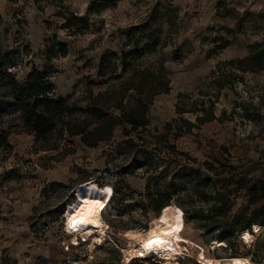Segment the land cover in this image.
I'll list each match as a JSON object with an SVG mask.
<instances>
[{
    "label": "rangeland",
    "instance_id": "374dc122",
    "mask_svg": "<svg viewBox=\"0 0 264 264\" xmlns=\"http://www.w3.org/2000/svg\"><path fill=\"white\" fill-rule=\"evenodd\" d=\"M91 1L65 0L66 8H62L49 0H0L2 43L5 50L14 52L12 69L19 81L26 79L34 65L46 61V42L57 37L69 46L70 53L53 59L51 80L58 95L78 100L90 78L98 80L103 55L116 52L112 61L117 62L122 52L151 42L155 51L146 52L134 67L164 70L171 79V90L157 96L150 107L152 133L143 134L149 145L142 147L141 158L120 145L126 139L120 125L111 141L89 147L76 137L71 143L75 153L50 160L51 152L36 153L35 137L15 110L7 104L0 108V124L9 131L10 142L8 147L0 146V264H122L127 249L136 245L159 217L145 198L151 173L143 175L150 162H163L164 155L157 153L153 136L164 133L167 123L182 116L195 121L192 113L178 114L179 94L200 98L199 91L208 88L211 72L220 62L245 57L251 45L264 41V0H117L98 11L90 9ZM71 16L84 18L88 27L81 32L64 29ZM245 77L246 83L222 92L215 106L217 115L225 111L231 115L236 103L259 104L264 98V71ZM107 87L101 84L93 89L98 93ZM181 102L187 109L193 106L188 99ZM261 108L264 114V103ZM244 114L239 108L232 119L211 121L193 133L182 134L177 141L171 135L170 141L200 161L218 156L230 158L232 164L242 166L241 171L244 166L251 169L264 157V130ZM144 158L146 161H141ZM250 174L264 177V167ZM88 179L113 191L103 212L109 237L101 244L92 239L75 243L76 235L64 226L66 207ZM57 182L65 185L63 190L53 189ZM245 196L246 192L238 195L240 199ZM171 205L177 206L174 202ZM216 234L213 237L195 221L186 220L181 233L184 253L171 258L170 264H202L199 260L203 255L230 260L226 256L232 252L231 241L242 254L249 253V264H259L252 260L259 250L264 264V226L257 233L253 230L249 241L237 234ZM216 239L226 245L214 248ZM160 261L165 260L153 258L134 264Z\"/></svg>",
    "mask_w": 264,
    "mask_h": 264
},
{
    "label": "trees",
    "instance_id": "16d2710c",
    "mask_svg": "<svg viewBox=\"0 0 264 264\" xmlns=\"http://www.w3.org/2000/svg\"><path fill=\"white\" fill-rule=\"evenodd\" d=\"M49 1L66 8L65 0ZM116 1L92 0L90 9L98 11L114 5ZM83 22L84 18L71 16L67 18L63 28H77L81 32L88 27ZM3 24L0 10V108L7 104L15 110L35 137L36 153L51 152L50 160H62L76 152L71 145L74 138L80 137L83 145L98 147L102 141H111L121 125L126 139L120 145H125L131 154L142 157V147L149 145L143 134L152 133L149 129V109L157 96L171 90V79L164 70L140 65L134 67L135 62L146 52L155 51L154 44L146 42L143 47L124 51L117 62L112 61L116 52L103 55L97 73L98 80L90 78L83 95L78 100H73L71 97L58 95L57 85L51 80L54 74L53 59L67 57L70 53L69 46L57 37L47 41L44 51L46 61L41 66L34 65L33 70L21 82L18 73L12 69L14 52L3 47ZM261 71H264V41L251 45L249 54L245 57L220 62L211 72L212 81L208 88L199 91L200 98L196 99L194 94H179L176 104L178 114L192 113L195 121L182 116L179 120L167 123L164 133L153 136L152 142L157 153L164 155L163 162H150L143 173H151L148 180L152 182L146 186L145 198L157 215L174 202L184 213L185 220L195 221L213 237L217 232L240 236L246 227L253 233V224L264 226V177H251L250 174L259 166L264 167V157L251 169L244 166L241 171L242 166L232 164L230 158L217 156L212 160L200 161L198 157L178 150L176 141H170L171 135L177 140L182 134L193 133L196 128L211 121L224 122L232 119L239 108L244 110L247 120L254 119L261 130H264L261 108L264 98L259 104L252 101L236 103L231 115L227 111L217 115L215 109L226 87L246 83L245 74ZM126 75L129 76L125 77ZM101 84L108 87L96 93L94 86ZM185 99L192 101L191 108L187 109L182 104L181 101ZM8 133L0 124V146L10 145ZM124 153L127 155V151ZM141 161L146 160L144 158ZM126 169L122 170L127 171ZM64 187L63 183L53 184L54 190H63ZM241 190L249 195L248 209L255 207L250 218H247L246 208L236 211ZM224 239L229 241L228 236ZM228 243L232 252L226 258L249 256V253L244 255L236 248L235 241ZM259 252L258 250L257 256L254 255L252 260L261 264Z\"/></svg>",
    "mask_w": 264,
    "mask_h": 264
},
{
    "label": "bare ground",
    "instance_id": "6f19581e",
    "mask_svg": "<svg viewBox=\"0 0 264 264\" xmlns=\"http://www.w3.org/2000/svg\"><path fill=\"white\" fill-rule=\"evenodd\" d=\"M113 191L110 188H101L94 181H88L77 190V195L73 203L66 208L64 219L65 230L74 235L77 232H85L87 235L99 232L102 238L106 236V222L103 220V212L111 201ZM152 229L142 234L139 242L127 251L136 253L137 248L149 254L151 258L164 259L165 261L157 262L158 264H170V259L177 255H182V235L186 220L184 213L175 205H169L163 213L153 220ZM260 231L258 225L255 226L254 232ZM253 233L249 230L243 231L241 238L249 241ZM75 243L78 239L74 236ZM226 245L224 240L216 239L213 243L214 248ZM160 256V257H158ZM201 261L204 264H249L248 258L232 257L230 260H214L207 255H203ZM68 264H79L71 261Z\"/></svg>",
    "mask_w": 264,
    "mask_h": 264
},
{
    "label": "built area",
    "instance_id": "2783aa9c",
    "mask_svg": "<svg viewBox=\"0 0 264 264\" xmlns=\"http://www.w3.org/2000/svg\"><path fill=\"white\" fill-rule=\"evenodd\" d=\"M106 236L109 237L108 230L109 226L106 224ZM74 235H76L79 243H88L90 242V239L94 240V244L98 243L101 244L102 241H104L106 238H102L99 234V232H96L94 234H91L90 236L87 235L85 232H77ZM102 240V241H101ZM101 241V242H100ZM70 248V245H67V249ZM160 257V256H158ZM154 259L155 256H153ZM149 256V254H146V252L142 251L141 248H137L136 253H130V251H126L123 258H122V264H134L138 261L142 260H148V259H153ZM202 264H204L201 260H199Z\"/></svg>",
    "mask_w": 264,
    "mask_h": 264
},
{
    "label": "crops",
    "instance_id": "0c3cea01",
    "mask_svg": "<svg viewBox=\"0 0 264 264\" xmlns=\"http://www.w3.org/2000/svg\"><path fill=\"white\" fill-rule=\"evenodd\" d=\"M155 103V102H154ZM154 105V104H153ZM153 105H151V107L153 106ZM149 111H150V109H149ZM150 113H151V111H150ZM149 113V116L151 115ZM150 119H151V116H150ZM179 139H180V137H179ZM179 139H177V140H179ZM176 140V141H177ZM244 193V191L243 190H241L240 192H239V194H241V193ZM246 192V191H245ZM247 193V192H246ZM249 195H247V196H245V198L244 199H240L239 197L237 198V202H238V204H237V209H236V211H238V210H240V211H242V210H244L245 208L247 209V213H246V215H247V218H250V216L251 215H253V212H254V210H255V207H250L249 209H248V206H249ZM257 224H253L252 225V230H254V228H255V226H256ZM259 227H263L262 225L260 226V225H258ZM246 230H249L250 231V229H249V227H246V229L244 230V231H246Z\"/></svg>",
    "mask_w": 264,
    "mask_h": 264
}]
</instances>
